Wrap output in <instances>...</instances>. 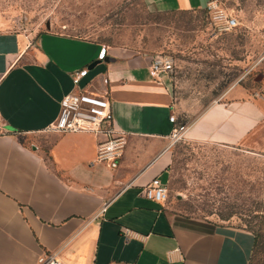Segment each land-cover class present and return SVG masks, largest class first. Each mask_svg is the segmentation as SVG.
<instances>
[{
    "label": "crops",
    "instance_id": "obj_1",
    "mask_svg": "<svg viewBox=\"0 0 264 264\" xmlns=\"http://www.w3.org/2000/svg\"><path fill=\"white\" fill-rule=\"evenodd\" d=\"M145 2L172 12L210 0ZM152 57L52 31L0 29V264H37L50 252L65 264L250 263L248 228L172 212L144 194L152 178L163 182L170 116L180 121L167 73L151 74ZM81 69L78 87L111 101L122 136L114 168L96 159L105 135L47 129ZM225 97L195 119L188 114V138L264 151V87L234 85Z\"/></svg>",
    "mask_w": 264,
    "mask_h": 264
},
{
    "label": "rangeland",
    "instance_id": "obj_2",
    "mask_svg": "<svg viewBox=\"0 0 264 264\" xmlns=\"http://www.w3.org/2000/svg\"><path fill=\"white\" fill-rule=\"evenodd\" d=\"M212 2L199 10L153 12L145 0H0V29L52 31L130 54L167 56L171 99L188 127V114L195 119L225 101L234 85L264 87V0ZM171 152L162 177L167 210L264 234V151L185 133ZM252 263L264 264L261 246Z\"/></svg>",
    "mask_w": 264,
    "mask_h": 264
},
{
    "label": "built area",
    "instance_id": "obj_3",
    "mask_svg": "<svg viewBox=\"0 0 264 264\" xmlns=\"http://www.w3.org/2000/svg\"><path fill=\"white\" fill-rule=\"evenodd\" d=\"M212 3L210 0L207 7H211ZM225 23L228 27H233L236 20L234 17H226ZM172 69V62L167 56L156 55L152 57L150 64L152 75L162 72L169 73ZM86 71V69H81L74 74V88L60 99L58 114L47 129L58 133L89 132L105 135L106 140L98 145L96 159L106 163L110 168H114L121 156L122 136L117 133L114 127L108 92L99 93L92 90H87L89 91L87 92L86 89L78 87L79 81L86 74ZM170 120L174 123L170 138L172 142H175L184 136L188 127L184 123L178 122L175 115H171ZM143 190L148 199L157 202H163L167 197V187L158 177L152 178ZM37 264L65 263L57 257V252H50L40 255L37 258Z\"/></svg>",
    "mask_w": 264,
    "mask_h": 264
},
{
    "label": "trees",
    "instance_id": "obj_4",
    "mask_svg": "<svg viewBox=\"0 0 264 264\" xmlns=\"http://www.w3.org/2000/svg\"><path fill=\"white\" fill-rule=\"evenodd\" d=\"M263 217H264V214H263ZM262 228L264 229V226ZM249 230H251V229H249ZM251 231L254 234V245H253L252 254H251V257H250V263L249 264H253L252 263V258L254 256V254L256 253V251H258V249L260 248V246L264 250V242H262V236L264 234L262 232H260V228H259V231H257V232H255L254 230H251Z\"/></svg>",
    "mask_w": 264,
    "mask_h": 264
},
{
    "label": "water",
    "instance_id": "obj_5",
    "mask_svg": "<svg viewBox=\"0 0 264 264\" xmlns=\"http://www.w3.org/2000/svg\"><path fill=\"white\" fill-rule=\"evenodd\" d=\"M99 62H100V60H96V61L92 62L91 64H89L88 69H92Z\"/></svg>",
    "mask_w": 264,
    "mask_h": 264
}]
</instances>
